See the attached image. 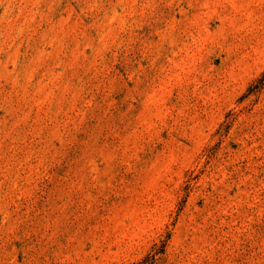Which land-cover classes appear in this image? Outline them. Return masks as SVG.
Returning <instances> with one entry per match:
<instances>
[{
	"label": "rangeland",
	"instance_id": "1",
	"mask_svg": "<svg viewBox=\"0 0 264 264\" xmlns=\"http://www.w3.org/2000/svg\"><path fill=\"white\" fill-rule=\"evenodd\" d=\"M0 264H264V0H0Z\"/></svg>",
	"mask_w": 264,
	"mask_h": 264
}]
</instances>
